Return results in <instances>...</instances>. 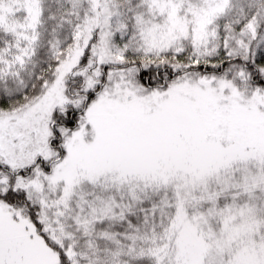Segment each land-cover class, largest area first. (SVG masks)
Returning a JSON list of instances; mask_svg holds the SVG:
<instances>
[{
	"label": "snow or ice",
	"instance_id": "6c2138e0",
	"mask_svg": "<svg viewBox=\"0 0 264 264\" xmlns=\"http://www.w3.org/2000/svg\"><path fill=\"white\" fill-rule=\"evenodd\" d=\"M0 264H264V0H0Z\"/></svg>",
	"mask_w": 264,
	"mask_h": 264
}]
</instances>
